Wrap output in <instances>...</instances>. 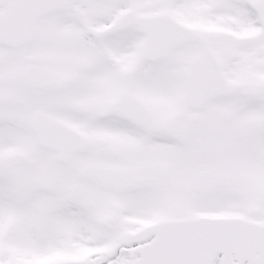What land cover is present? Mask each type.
<instances>
[{"label": "snow or ice", "instance_id": "obj_1", "mask_svg": "<svg viewBox=\"0 0 264 264\" xmlns=\"http://www.w3.org/2000/svg\"><path fill=\"white\" fill-rule=\"evenodd\" d=\"M0 264H264V0H0Z\"/></svg>", "mask_w": 264, "mask_h": 264}]
</instances>
